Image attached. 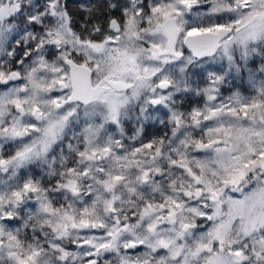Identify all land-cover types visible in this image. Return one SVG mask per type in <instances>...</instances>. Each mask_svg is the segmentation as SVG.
<instances>
[{"label":"snow or ice","instance_id":"snow-or-ice-1","mask_svg":"<svg viewBox=\"0 0 264 264\" xmlns=\"http://www.w3.org/2000/svg\"><path fill=\"white\" fill-rule=\"evenodd\" d=\"M77 6L0 0V264H264V0Z\"/></svg>","mask_w":264,"mask_h":264},{"label":"trees","instance_id":"trees-1","mask_svg":"<svg viewBox=\"0 0 264 264\" xmlns=\"http://www.w3.org/2000/svg\"><path fill=\"white\" fill-rule=\"evenodd\" d=\"M89 0H69V7H70V10L74 13V15L79 18L83 15L82 12H80L79 8H78V4L79 3H88ZM242 91H244V88H242ZM245 92V91H244ZM246 93V92H245ZM130 131V130H129ZM147 133L149 135H154V134H160V132H157L156 130H149L147 129ZM147 138V137H145Z\"/></svg>","mask_w":264,"mask_h":264},{"label":"flooded vegetation","instance_id":"flooded-vegetation-1","mask_svg":"<svg viewBox=\"0 0 264 264\" xmlns=\"http://www.w3.org/2000/svg\"><path fill=\"white\" fill-rule=\"evenodd\" d=\"M186 107H187V105H186ZM161 127H162V126L156 125V126H155V129H154L153 126L150 125V126L148 127V129L151 130V131L156 130L157 132H159V130H160ZM129 130H130V126H129ZM71 247H72V246H71Z\"/></svg>","mask_w":264,"mask_h":264},{"label":"rangeland","instance_id":"rangeland-1","mask_svg":"<svg viewBox=\"0 0 264 264\" xmlns=\"http://www.w3.org/2000/svg\"><path fill=\"white\" fill-rule=\"evenodd\" d=\"M244 91L246 92L245 94H248V90H247L246 87L244 88ZM187 106H188V105H187ZM72 249L74 250V246H72Z\"/></svg>","mask_w":264,"mask_h":264}]
</instances>
